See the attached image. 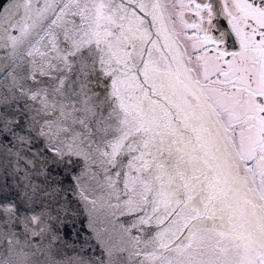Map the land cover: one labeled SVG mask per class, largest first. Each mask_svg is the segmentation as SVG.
I'll list each match as a JSON object with an SVG mask.
<instances>
[{
  "label": "snow or ice",
  "instance_id": "snow-or-ice-1",
  "mask_svg": "<svg viewBox=\"0 0 264 264\" xmlns=\"http://www.w3.org/2000/svg\"><path fill=\"white\" fill-rule=\"evenodd\" d=\"M0 264H264V0H2Z\"/></svg>",
  "mask_w": 264,
  "mask_h": 264
},
{
  "label": "water",
  "instance_id": "water-1",
  "mask_svg": "<svg viewBox=\"0 0 264 264\" xmlns=\"http://www.w3.org/2000/svg\"><path fill=\"white\" fill-rule=\"evenodd\" d=\"M0 2H2V0H0Z\"/></svg>",
  "mask_w": 264,
  "mask_h": 264
}]
</instances>
